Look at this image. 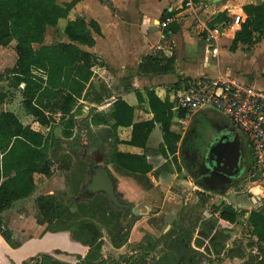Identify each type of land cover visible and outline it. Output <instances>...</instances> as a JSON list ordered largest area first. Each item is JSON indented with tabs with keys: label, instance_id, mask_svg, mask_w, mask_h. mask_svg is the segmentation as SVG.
<instances>
[{
	"label": "crops",
	"instance_id": "1",
	"mask_svg": "<svg viewBox=\"0 0 264 264\" xmlns=\"http://www.w3.org/2000/svg\"><path fill=\"white\" fill-rule=\"evenodd\" d=\"M71 1L76 2L67 17L59 19L55 26L47 27L46 30L60 26L62 40L59 42H69L63 32L67 21L77 19H82L86 23L94 21L99 27L98 34L92 33L94 45L80 46L83 51L90 53L95 61L91 66L90 85L86 86L81 97L75 100L72 108L77 122L73 136L68 139L62 138L61 114L57 111L55 114L58 118H51L53 121L50 127L35 122L32 116L24 112L22 105L21 110L24 114L17 115L7 109H2L0 112L14 113L23 125L30 126L45 136L50 131L54 133L55 125L59 126V133L55 132L54 135L61 140L62 146L68 143L78 148L80 142L71 143L78 130L84 129L89 132L94 127L105 129L107 136L105 135L102 140L105 144L101 156L94 158L93 161L104 162L115 181L116 191L123 200L133 204L139 215L129 226L126 244L114 247L111 238L108 241L102 236L104 240L99 254L104 259H109L108 264L109 262L124 264L121 262L124 257H129L131 262L130 256L134 254H136L135 258L143 255V252L144 256L152 255L154 246L160 247L159 242H163L161 246L165 249L176 241L185 248L192 242L191 234L187 241L183 240L182 232L179 237L170 239L168 237L171 234V224L179 217L185 222L192 219L198 208L196 205L201 204L199 203L201 195L214 196L207 204L219 200V204L231 206L236 212V218L234 223H230L218 218L217 208L209 212L202 207V217L197 220V229L194 227L201 241L198 240L194 244H199V247L207 251L208 248L202 245L203 241L207 240L210 250L217 254L218 248L223 249L229 245L221 244L220 240L216 241L217 224L227 227L220 233L222 238L231 235L234 239H238L235 235L236 230L232 229L240 221L247 228L248 234L251 235L250 239L254 242V246L248 248L250 252L253 253L256 248L264 247V243L249 231L248 226V216L251 211L264 215V187L260 188L257 197L233 196L231 194L233 188L228 185L233 180L221 177L218 172L202 170L199 162L196 164L199 168L196 170L199 171L198 177L186 173L184 167L186 159L201 162L202 149L213 147L221 137L230 138L237 135L240 139V149L250 155L243 135L225 114L215 109L201 107L194 112H188L175 107L177 92L185 89L190 83L207 84L228 78L264 90V84L256 83L257 80L255 81L252 72V67L257 65L258 71L264 74V32L262 36L253 37L249 43H238L234 49H231L235 32L247 18L243 6L257 5L259 0H199L196 3H192L191 0H58L57 3L65 4ZM236 17H239L238 24L234 23ZM15 44L13 40L7 46H0L2 50L0 53H6L7 49L11 50L14 64L17 59ZM34 47L39 48L40 45L36 44ZM214 49H216L215 53H213ZM146 58L162 61V64L165 59L173 58V71L151 72L150 66L146 64ZM17 89L22 91L23 84ZM147 91L153 92L159 100L171 106L173 116L169 130L179 139L175 143L176 151L168 152L161 127L156 124L149 133L145 147L141 148L128 143L132 134L131 126L117 127L116 136L119 142L115 144V149L122 153L144 154L151 165V171L138 174L105 162V157L113 146V137L108 131L114 121L108 110L114 101L120 99L133 108V123L149 121L152 114L144 108V103H138L136 97L137 93ZM20 97L22 102V92ZM0 99L1 103L5 96H0ZM179 111L184 113L182 117L178 116ZM50 113L46 112L49 116ZM92 114H97L106 125L92 124ZM81 123L84 124L83 128ZM35 125L39 128L34 127ZM68 155L70 157V154ZM70 161H72L71 157ZM69 167L70 165L68 168L62 166L58 168L61 177L54 174L52 167L49 177L34 174V191L27 198L13 202L1 213L2 220L11 231L17 247L11 248L0 244V264H21L22 261L40 254H49L60 261L63 259L60 252L55 249L65 250L68 244L63 242L62 236L58 233L44 235L47 224L38 222L35 200L42 195L56 197L59 189L58 178L65 180V177L72 176ZM79 177H82V174ZM262 181L264 183V178ZM207 204L204 203V206L206 207ZM69 210L72 212L71 207ZM212 216L213 218H209ZM239 239L242 242H249L243 238ZM76 247L78 248L75 250H79L80 257L84 258L83 247L77 245ZM161 257L156 258L158 261L156 264H160ZM248 257L250 259V254L241 257L231 252L230 257H225L222 264H243L244 259ZM176 264L180 263L177 261Z\"/></svg>",
	"mask_w": 264,
	"mask_h": 264
},
{
	"label": "trees",
	"instance_id": "2",
	"mask_svg": "<svg viewBox=\"0 0 264 264\" xmlns=\"http://www.w3.org/2000/svg\"><path fill=\"white\" fill-rule=\"evenodd\" d=\"M58 0H0V46H7L15 41L16 62L12 68L5 70L9 77V86L18 88L23 84L22 108L27 115L41 126L50 127L53 121L46 114L55 110L61 114V136L68 139L73 136L77 127L72 108L76 99L80 98L86 86L90 85L92 77L91 66L94 57L81 49L80 46L92 47V33H99V27L94 21L86 23L82 19L67 21L64 34L69 42L44 45L47 27H53L59 19L67 17L69 10L76 1L58 4ZM196 3L199 0H191ZM246 20L235 32L231 49L238 43H249L256 35L264 32V0L257 5L243 6ZM40 45L35 48L34 45ZM146 64L151 72L168 73L173 71V58L162 61L146 58ZM139 104L152 114L149 121L133 123V108L123 100L114 101L109 107V114L114 123L110 127L113 137L106 163L115 164L132 173L146 174L151 171V165L145 155L122 153L115 149L119 142L116 136L117 127H132L130 145L145 147L151 129L159 124L163 133V141L170 153L176 151L175 143L179 137L169 130L173 116L171 106L159 100L153 92L136 94ZM1 100V99H0ZM184 113L178 112L182 117ZM92 124H105L97 114L91 116ZM107 136V135H106ZM172 142V143H171ZM62 142L50 131L46 136L23 125L12 112H0V244L16 248L11 231L4 224L1 213L15 201L27 198L34 191V174L51 175L52 157L56 156ZM63 168L70 165L68 154L60 157ZM103 195V194H101ZM95 196V195H94ZM96 197V196H95ZM93 197V198H95ZM38 212V222L51 228L54 224H65L73 220L69 211L60 200L52 195H42L35 200ZM218 218L234 223L236 212L229 205L221 203L217 206ZM124 211L123 213H126ZM117 214H109L108 218L117 221ZM249 231L264 243V215L251 211L248 216ZM82 227V225H80ZM69 229H73L70 226ZM128 231L122 233L121 227L111 238L114 247L126 244ZM74 239L78 236H73ZM183 240H188L187 232L182 234ZM102 243L92 248L82 259L81 264H102L103 257L99 254ZM31 261L35 264H62L49 254H40ZM27 260L24 264L31 262ZM107 262V261H106ZM106 264V263H104Z\"/></svg>",
	"mask_w": 264,
	"mask_h": 264
},
{
	"label": "rangeland",
	"instance_id": "3",
	"mask_svg": "<svg viewBox=\"0 0 264 264\" xmlns=\"http://www.w3.org/2000/svg\"><path fill=\"white\" fill-rule=\"evenodd\" d=\"M60 28V26H57L55 28H48L46 30L44 44L50 45L61 41L62 32ZM0 52H2L1 49ZM13 64L14 63L11 58L10 49H7L6 53H0V96H5V99L0 103V110H12L17 115H20L24 114L23 110H21L20 95L22 91L17 88H10L8 84L9 77L5 73V70L12 67ZM252 72L253 77H255V81L257 80L256 83H258L259 85L264 84V74L258 71L257 65L252 67ZM18 92L20 93L17 94ZM2 104L5 106H3ZM49 112H51L50 116L52 118H58V115L55 114V110H49ZM81 126L83 128L84 124L81 123ZM34 127L39 128V126L37 125H35ZM59 129L60 127L55 125L53 129L54 133H59ZM104 130L105 129L100 130L99 128L95 127L89 132H86L84 129L78 130L73 142L71 143L78 141L80 142L79 147L76 148V146L68 145V143H65L59 149L57 155L53 156L51 159L53 162V172L54 174H57L58 177H61V171L58 169L62 166V162L60 161L61 155L68 153L70 154L72 160L70 161L69 167V170L72 171V173H70L72 174V176L65 177V180L64 178H58L59 189H57V195L55 198L60 200L66 207H68V209L69 207H71L73 220L65 224H54L51 228L44 231V235L58 233L62 236L63 242L68 244V247H66L65 250H63V248H61L60 250L55 249V251L60 252V256L63 258L61 259V261L57 260L62 264H81L83 258L80 257L81 255L80 253H78L79 250H75V248H78L76 247V245L83 247L82 250L85 253L82 256L85 257L86 255H88V252L92 250V248L97 247L99 242L103 244L104 239H102V236L109 241V238H112L118 232V228L121 227L122 233H125L129 229V221H134V218L129 211H127L126 213L120 211L122 213L120 214V217L117 218V221H111V219L108 218L109 214L116 215L118 210L111 205L109 199L105 195L96 194V197L93 196L95 198L92 197L91 199H86V196L83 195V186L89 180L87 173L88 163L90 160L101 156V150L103 145L105 144L104 142H102L106 135ZM65 151L68 152L66 153ZM250 158V171H248L243 178L237 181H233L231 184H228L231 188H233L231 193L233 196L249 195L250 197H257L260 188L264 187V183L262 181L264 177L263 170L261 169L262 167L255 164L251 153ZM185 162L186 163L184 164V167L186 173H192L195 177H198L199 171L196 170H199V168L196 164H198L197 162L200 163V160L192 161L186 159ZM81 174L83 178L79 177V175ZM210 198H214V196H199V203L201 202V204L196 205V207L198 206V208L192 215V219L185 222L182 221V219L178 216L179 218H177V220H174L171 224V234H169L168 238L171 239V237L174 238L175 236L179 237L181 232H187L189 236L191 234L192 239V242L188 246H185L184 248L180 243L176 241V243L174 244L170 243V247L168 249H165L164 246H161V243L163 242H159L160 247L154 246V252H152V255L148 254L147 256H144L143 252V255H138L139 257L135 258L136 254H134L130 256L131 262H129V257H124L122 260L120 259L121 262H123L124 264H156V262H158L156 258L162 256V259H159L160 264H176L177 261L180 264H222L225 257H230V254L232 252L233 254L237 253L238 256L241 257L246 256V254H250V259L249 257L246 260L244 259L243 264H264V247L256 248V250H254L255 252L253 253L250 252L248 248L254 246V242L251 241V235L248 234L247 228L244 227L240 221L238 225H235L232 229L234 231L236 230L237 234L235 235H237L238 239H234V236L231 235L222 238V235L220 233L223 229H227V227L225 225L217 224L216 241L219 242L220 240L221 244L223 243V245H226L227 243L229 244L226 245V247H223V249H221V247L218 248L217 254L214 251L210 250L211 247L210 244H208L207 240H204L202 244L203 247L206 246V248H208L207 251L201 248V246L199 247V244H194L198 240L201 241L194 227H196V229L198 227L197 220L202 217V207L209 210V212H213L214 209L217 208V204L220 203V201L218 200L216 201L217 204L215 203V201H211V203L207 204ZM204 203L207 204L206 207L204 206ZM209 218H213V216ZM80 225H82V227H80ZM70 226H73V229H69ZM192 231L194 232L192 233ZM62 232L66 233L64 234ZM75 235H77L78 237L74 239L73 236ZM239 238H243L249 242H242ZM35 257L36 256L34 255L27 260L31 261ZM189 258L191 260H189ZM75 259L77 260L74 261ZM27 260L22 261L21 264H24L25 262H27ZM103 261L104 262L102 264H108L106 261H109V259L106 258ZM28 263L35 264V261H31ZM109 264L111 263L109 262Z\"/></svg>",
	"mask_w": 264,
	"mask_h": 264
},
{
	"label": "built area",
	"instance_id": "4",
	"mask_svg": "<svg viewBox=\"0 0 264 264\" xmlns=\"http://www.w3.org/2000/svg\"><path fill=\"white\" fill-rule=\"evenodd\" d=\"M234 23H239V17ZM175 102L176 108L188 112L210 107L225 114L243 135L264 176V90L224 78L207 84L190 83L177 92Z\"/></svg>",
	"mask_w": 264,
	"mask_h": 264
},
{
	"label": "water",
	"instance_id": "5",
	"mask_svg": "<svg viewBox=\"0 0 264 264\" xmlns=\"http://www.w3.org/2000/svg\"><path fill=\"white\" fill-rule=\"evenodd\" d=\"M202 155L205 167L208 170L218 172L230 178L235 172H243L246 167L241 161L243 154L240 149V139L237 135H233L230 138H219L213 147L206 150L202 149ZM88 174L89 180L83 187V195L86 198H91L96 194H103L117 210L122 212L129 211L133 218L139 215V212L134 209L133 204L123 200L116 191L115 181L104 162L98 163L90 160L88 163ZM129 224L132 225V220L129 221Z\"/></svg>",
	"mask_w": 264,
	"mask_h": 264
},
{
	"label": "flooded vegetation",
	"instance_id": "6",
	"mask_svg": "<svg viewBox=\"0 0 264 264\" xmlns=\"http://www.w3.org/2000/svg\"><path fill=\"white\" fill-rule=\"evenodd\" d=\"M242 154H243V157L241 158L242 159L241 161L246 166L244 168L243 172H241V173L235 172V174L233 176H231V178L229 176H225V175L220 174L221 177L223 176V177H226V178L231 179L233 181H237V180L243 178L247 174V172L250 171V169H251L250 168L251 165H249V164H251L250 155H248L245 151H243ZM238 161H239V159H238ZM199 165H200L202 170H207V168L205 167V161H204L203 155L201 156V162L199 163Z\"/></svg>",
	"mask_w": 264,
	"mask_h": 264
}]
</instances>
